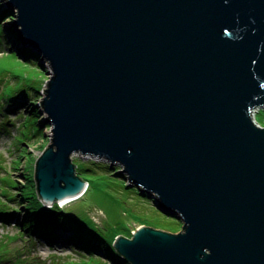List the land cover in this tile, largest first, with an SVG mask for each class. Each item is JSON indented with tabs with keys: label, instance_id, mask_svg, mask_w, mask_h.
I'll list each match as a JSON object with an SVG mask.
<instances>
[{
	"label": "water",
	"instance_id": "obj_1",
	"mask_svg": "<svg viewBox=\"0 0 264 264\" xmlns=\"http://www.w3.org/2000/svg\"><path fill=\"white\" fill-rule=\"evenodd\" d=\"M1 2L48 67L33 169L45 207L86 191L79 154L181 222L117 235L128 264H264V126L251 114L264 108V0Z\"/></svg>",
	"mask_w": 264,
	"mask_h": 264
},
{
	"label": "rangeland",
	"instance_id": "obj_2",
	"mask_svg": "<svg viewBox=\"0 0 264 264\" xmlns=\"http://www.w3.org/2000/svg\"><path fill=\"white\" fill-rule=\"evenodd\" d=\"M1 4L3 2L0 0V8ZM3 26L5 35H8V28L14 29L11 21L8 20L3 21ZM18 40L19 46L8 44L6 41L0 42V95L6 84L13 83L9 75L7 79L8 72H23L32 86L36 85V81L41 78L42 87H45L48 79V67L39 60L33 59L32 62L35 64L28 63L30 65L23 63L21 55L18 54V48H22L23 45L20 44L19 37ZM6 92L9 93V90ZM39 94L42 97V90ZM37 107H39L38 104ZM2 108L0 109V177L16 180L15 185L21 186L25 183L23 177L27 169V159L31 157L30 163L33 162V164L28 173L33 174L34 161L49 141L50 126L45 122L46 126L42 127V136H31L30 139H22L20 143L18 137H22L24 117L28 114L24 110L28 111L30 107H24V109L20 106L21 109L18 108L15 112H7ZM40 112L41 119L44 121L42 111ZM251 114L258 126H264V108H255ZM21 149L25 153H22ZM89 160L97 161L81 157L79 154L72 156L74 164L84 162V167L88 166ZM101 164L104 165L103 162ZM91 168L97 172L95 174L87 172L82 175L87 182L89 181L87 189L80 199L63 207L67 213L83 222H88L90 218L100 229L105 227L108 232L114 230L129 235L128 237H131L138 227L144 225L165 229L172 233L181 230V222H178L176 217L166 215L151 206L150 199L142 197L123 173L119 176L123 178L121 179L108 176L95 167ZM19 194L18 186L14 187L0 181V204L3 206H0V209L2 207L14 213L13 217L7 220L0 218V264H111L96 250L88 252L74 245H66L65 240L69 233H56L62 240L47 244L32 235V231L24 230L22 225L25 210L20 205ZM10 196L14 198L12 201L9 199ZM157 213L162 214L160 220H155ZM91 225L94 224L91 223Z\"/></svg>",
	"mask_w": 264,
	"mask_h": 264
},
{
	"label": "trees",
	"instance_id": "obj_3",
	"mask_svg": "<svg viewBox=\"0 0 264 264\" xmlns=\"http://www.w3.org/2000/svg\"><path fill=\"white\" fill-rule=\"evenodd\" d=\"M0 17L2 22L0 23V42L6 41L8 44H15L16 46H19V40L17 37V33L14 29L8 28V35H5L6 32L3 26V21H11V11L9 8H4L1 4L0 8ZM10 23V22H9ZM3 34V35H2ZM19 52L18 54L21 55L22 61L25 64H35L33 63V59L39 60V57L35 52H33L28 47H22L18 48ZM11 55H14L11 53ZM21 61V62H22ZM28 64V65H30ZM39 66H42L39 64ZM38 71V69H36ZM39 72V71H38ZM9 77L13 80V83L6 84L3 88V92L0 95V101L2 103L0 104V109L7 111V112H15L17 111L20 106L30 107V109L24 110L27 115H25L24 123H23V132L22 137H18V142L21 143V140L30 139L31 136H42V127L44 125L46 126L45 121L41 119V112L39 107H37L38 101L40 99V90H44V87H42L41 78L36 81V85H30L28 83V77L23 74V72L20 73H9L7 74V79ZM9 90V93L6 91ZM37 102V103H35ZM24 108V109H25ZM21 109V108H20ZM5 114V113H3ZM43 148V147H42ZM45 148V147H44ZM22 153H25L23 149ZM20 150V151H21ZM31 157L27 159V166H26V172L24 173L23 179L25 180V183L21 186L15 185L16 180H11L9 178L0 177V181L4 182L8 185L19 187V202L20 205L24 208V223H23V229L27 232L32 231L34 236L38 238L39 241L43 243H53L57 242L58 240H62L61 236L59 237L56 233H69L67 239L65 240L66 245H74L78 249H83L88 252H92L93 250H96L100 256H104L105 259L110 262L111 264H128L126 261H124L113 249L112 247V241L117 235L128 237L129 235H126L124 233H120L118 231L111 230V232H108L105 230V227L103 229H100L96 226L94 222L91 221L89 218L88 222H83L77 219L76 217H73L69 213L65 211V209L58 207L56 204H54L52 207H45L37 198L36 192H35V186H34V180H33V174L28 173L31 168V165L33 162H31ZM88 166L84 167V162L77 163L76 165V171L77 174L87 182V180L82 176L84 173H92L95 174L97 171L93 170L91 167H95L100 172L108 175V176H114L123 179L122 177H119L122 175V173L119 170L118 166L115 165H109L107 163H104V165L101 164L99 161H90L87 162ZM1 167V166H0ZM89 182V181H88ZM87 182V183H88ZM132 188V187H128ZM137 191H139L140 195L144 198H149L150 205L154 208H157V210H160L161 212L165 213L157 204V201L144 193V191L139 190L136 187ZM2 190V189H1ZM4 191V190H2ZM5 193V191L3 192ZM10 201H12L14 198L13 196H10ZM2 206V204H0ZM3 207V206H2ZM1 207L0 212V218H3V220H7L8 218H12L14 213L6 211ZM21 207V206H20ZM166 215H170L169 213H165ZM162 214L157 213V217L155 220H160V217ZM171 216V215H170ZM94 224L93 226L91 225ZM151 223V221H150ZM149 226L152 228H155L150 225H144ZM157 229V228H155ZM100 230V232L98 231ZM163 231H167L165 229H159ZM169 232V231H167ZM61 233V234H62Z\"/></svg>",
	"mask_w": 264,
	"mask_h": 264
},
{
	"label": "bare ground",
	"instance_id": "obj_4",
	"mask_svg": "<svg viewBox=\"0 0 264 264\" xmlns=\"http://www.w3.org/2000/svg\"><path fill=\"white\" fill-rule=\"evenodd\" d=\"M42 64H43V63H42ZM65 203L67 204V203H69V202H65ZM65 203H63V204H65Z\"/></svg>",
	"mask_w": 264,
	"mask_h": 264
},
{
	"label": "built area",
	"instance_id": "obj_5",
	"mask_svg": "<svg viewBox=\"0 0 264 264\" xmlns=\"http://www.w3.org/2000/svg\"><path fill=\"white\" fill-rule=\"evenodd\" d=\"M252 112H253V110H252ZM254 121V120H253ZM255 122V121H254ZM256 123V122H255Z\"/></svg>",
	"mask_w": 264,
	"mask_h": 264
}]
</instances>
